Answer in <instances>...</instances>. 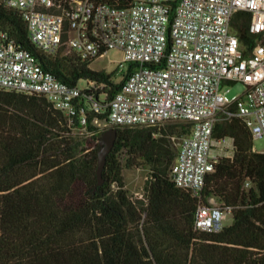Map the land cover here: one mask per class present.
Here are the masks:
<instances>
[{
	"label": "trees",
	"instance_id": "obj_1",
	"mask_svg": "<svg viewBox=\"0 0 264 264\" xmlns=\"http://www.w3.org/2000/svg\"><path fill=\"white\" fill-rule=\"evenodd\" d=\"M249 24L248 13L232 20L248 50L255 43ZM0 32L66 84L106 83L110 97L123 84L93 71V61L43 54L17 13L3 6ZM96 117L91 114L88 131L80 133L44 97L0 91V264H264V154L255 151L241 119L220 122L214 131L216 141H233L234 156L219 159L202 201L217 199L234 222L211 233L196 229L200 200L170 177L178 157L172 138L188 135L190 126L115 128L99 185V142L108 129L94 134ZM122 156L128 168H151L143 200L128 194Z\"/></svg>",
	"mask_w": 264,
	"mask_h": 264
},
{
	"label": "built area",
	"instance_id": "obj_2",
	"mask_svg": "<svg viewBox=\"0 0 264 264\" xmlns=\"http://www.w3.org/2000/svg\"><path fill=\"white\" fill-rule=\"evenodd\" d=\"M0 6L17 13L45 55L90 62L120 51L121 66L133 68L110 97L106 83L83 81L81 88L58 80L0 32V91L44 97L80 133L88 131L91 114L97 116L94 134L190 126L178 138L170 177L200 200L196 229L222 231L231 210L215 198L205 204L202 194L220 159L215 146L224 142L214 138L218 123L241 119L253 141L264 140V0H0ZM238 13L250 15V50L232 26ZM237 83L245 92L231 100L223 87Z\"/></svg>",
	"mask_w": 264,
	"mask_h": 264
},
{
	"label": "rangeland",
	"instance_id": "obj_3",
	"mask_svg": "<svg viewBox=\"0 0 264 264\" xmlns=\"http://www.w3.org/2000/svg\"><path fill=\"white\" fill-rule=\"evenodd\" d=\"M122 60H123V54L120 51H110L103 58H99L93 61V63L90 65V68L93 71H98V72L105 71L109 74H114L115 81L118 83H121L123 79L126 77L127 71L129 69L128 64H123V66H121ZM79 86L81 88H84L86 86V83L82 81L79 83ZM228 90L229 92H227ZM223 91L227 92L226 93L227 97L232 100L235 97L242 95L245 92V88L240 83L226 84L223 87ZM174 124H166L165 126H162L158 129L164 128L168 125H174ZM176 125L182 128H187V125L182 124V123H177ZM179 130H181V128ZM174 137H176L177 139L173 140ZM174 137L172 138V142L177 151L178 138L180 137L178 136H174ZM232 142L233 141H231L230 139H226L224 142L216 145L214 149V154L220 159L233 158L234 146ZM88 147L91 150L95 148L94 144H91ZM254 148L258 152L263 151L264 150V140H255ZM123 157L124 156L121 157L122 163L124 165L123 178L126 184V189L128 191V194L134 201L143 200L144 199V189L150 177L151 168L149 165H146V164H143L142 166H139V167L128 168L126 166V159ZM250 187L251 185L247 186V188H250ZM216 203L219 205L222 204L217 199H216ZM233 222H234V218L230 214L227 220L224 222V225L226 227L231 226ZM142 229H143V233L145 234V236H148L150 233V227L147 226L146 222L143 223Z\"/></svg>",
	"mask_w": 264,
	"mask_h": 264
},
{
	"label": "water",
	"instance_id": "obj_4",
	"mask_svg": "<svg viewBox=\"0 0 264 264\" xmlns=\"http://www.w3.org/2000/svg\"><path fill=\"white\" fill-rule=\"evenodd\" d=\"M118 132L115 128H110L103 133V136L99 142L100 149L98 151V170L97 177L99 185H103V173L106 167L107 158L113 151L117 140Z\"/></svg>",
	"mask_w": 264,
	"mask_h": 264
},
{
	"label": "crops",
	"instance_id": "obj_5",
	"mask_svg": "<svg viewBox=\"0 0 264 264\" xmlns=\"http://www.w3.org/2000/svg\"><path fill=\"white\" fill-rule=\"evenodd\" d=\"M232 141V140H231ZM233 143V142H232Z\"/></svg>",
	"mask_w": 264,
	"mask_h": 264
}]
</instances>
